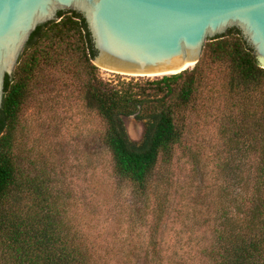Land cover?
<instances>
[{"label": "trees", "instance_id": "obj_1", "mask_svg": "<svg viewBox=\"0 0 264 264\" xmlns=\"http://www.w3.org/2000/svg\"><path fill=\"white\" fill-rule=\"evenodd\" d=\"M58 15L59 21L36 28L13 75L5 78L0 264H264V69L241 32L234 28L210 38L192 69L114 84L101 79L92 62L96 53L84 16L73 10ZM53 93L68 95L70 104L79 100L103 124L98 139L110 153L115 176L130 185L132 218L149 225L147 246L130 248V260L115 251L110 258L113 248L105 253L89 245L69 217V196L56 167L21 155L24 107L39 94L49 99ZM127 119L144 124L140 141L130 138ZM211 126L227 155L220 158V178L206 187L196 224L210 227L199 234L182 229L190 248L182 255L173 251V262L166 228L176 192L177 152H189L198 169L191 140Z\"/></svg>", "mask_w": 264, "mask_h": 264}, {"label": "rangeland", "instance_id": "obj_2", "mask_svg": "<svg viewBox=\"0 0 264 264\" xmlns=\"http://www.w3.org/2000/svg\"><path fill=\"white\" fill-rule=\"evenodd\" d=\"M98 73L101 79L114 84L141 83L163 77L136 78L100 68ZM49 97L39 94L31 98L22 111L18 135L21 155L28 157L27 161L37 156L38 161L56 167L69 196V217L76 232L85 236L89 245L101 248L99 250L105 253L106 247L113 248V251L108 250L110 258H114L115 251L128 255L130 260V248L147 246L149 225L132 218L135 209L130 185L115 176L110 153L98 139L103 124L96 113L87 110L79 100L70 104L72 100L68 95L53 93ZM126 127L133 141L141 140L144 134L142 122L127 119ZM217 134V129L212 130L211 126L191 140V151L199 156L198 169L193 164V157L188 156L189 152H177L173 173L176 192L166 228L168 258L170 256L173 262L176 255L185 254L190 248L186 247L188 234L181 233L182 229L191 228L199 234L210 227L209 222L196 224L202 218L204 197L209 191L206 187L220 178L218 165L227 155ZM228 157L237 160L236 163L241 160L239 155ZM216 197L215 191L212 198ZM206 207L209 208V204ZM148 219L151 220L150 214ZM204 219L205 216L201 221Z\"/></svg>", "mask_w": 264, "mask_h": 264}, {"label": "water", "instance_id": "obj_3", "mask_svg": "<svg viewBox=\"0 0 264 264\" xmlns=\"http://www.w3.org/2000/svg\"><path fill=\"white\" fill-rule=\"evenodd\" d=\"M72 10L88 25L93 64L122 76L186 71L210 38L234 28L264 69V0H0V107L31 34Z\"/></svg>", "mask_w": 264, "mask_h": 264}]
</instances>
